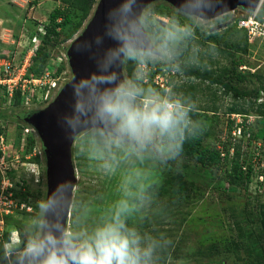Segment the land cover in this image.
<instances>
[{
    "label": "rangeland",
    "instance_id": "374dc122",
    "mask_svg": "<svg viewBox=\"0 0 264 264\" xmlns=\"http://www.w3.org/2000/svg\"><path fill=\"white\" fill-rule=\"evenodd\" d=\"M98 3L79 32L68 43L52 50V58L56 59L52 65L61 61L64 67L44 103L36 104L29 97L15 105L0 90V264H21L27 242L43 237L46 208H41L39 201L47 205V163L40 135L27 119L47 109L71 82L72 68L66 52L82 36ZM58 4V0H25L18 4L0 0V70L1 61L8 59L14 70L21 73L16 77L20 85L22 73L26 75L32 64L31 40L37 32L36 25L46 24ZM246 13L249 11L237 7L214 18H202L185 13L168 1H152L142 10L139 21L155 52L127 50L118 88L126 92L131 84L125 72L126 62L131 60L134 74L147 85L149 97L175 100L194 93V106H215V114L208 113L206 119L194 123L204 128L202 145L221 152L220 142L231 140L234 134L242 139L246 154L243 158L250 160L253 169L247 189L230 187L221 178L220 169L187 163L176 156L159 130L137 140L121 132L119 119L108 116L117 133L94 127L78 133L73 140L71 165L75 183L65 231L78 239H86L98 226L110 222L123 202L127 203L128 211L122 213V219L139 237L141 249L152 250L153 240L172 246L173 250L179 244V258L169 255L165 264H219V261H222L220 264H245L243 250L234 252L231 247L226 248L242 233H260L259 225L251 220L255 203L264 200V139L247 145V135L240 137L238 130L231 133L230 124L233 127L241 122V117L225 113L234 101L233 92L224 94L220 90L215 95L214 88L208 90L199 81L188 78L171 53H181L189 64L207 65L214 70L231 68V59L224 53L227 50H221L222 41L242 38V34L234 32L235 22ZM78 16L77 12H71L73 23ZM187 29L194 31L193 37H189ZM204 32L215 34L216 38L205 39ZM161 37L170 51L159 45L157 38ZM196 40L203 43L197 44ZM257 44L248 49L245 58L249 60L250 70H257L256 75L264 78L261 42ZM39 77L33 75V79ZM259 85L260 80L254 75L236 83L237 91L246 96H252ZM173 86L179 90L174 92ZM260 96L258 101L264 100ZM126 99L133 107H144L145 98ZM249 116L248 131L257 132L259 119ZM184 121L183 136L184 128L190 131L189 126L193 124L189 113ZM29 134L36 140L31 154L25 148ZM35 155L40 164L33 162ZM171 173L189 184L188 194L166 183ZM14 237L18 243L13 242ZM23 260L27 264V257Z\"/></svg>",
    "mask_w": 264,
    "mask_h": 264
},
{
    "label": "trees",
    "instance_id": "16d2710c",
    "mask_svg": "<svg viewBox=\"0 0 264 264\" xmlns=\"http://www.w3.org/2000/svg\"><path fill=\"white\" fill-rule=\"evenodd\" d=\"M37 1V0H35ZM58 6L53 10L49 15L48 22L46 24H37L36 31L40 25H43L45 28V34L41 36L39 46L35 51L34 56L32 57V64L27 70V76L35 75L41 76L45 70L53 69L55 71L54 76L59 75L64 65L60 62L52 65L53 61L56 59L52 58V50L56 47L61 46L64 43H68L81 29L84 22L89 18L93 7L98 3L97 0H58ZM17 11V10H16ZM77 12L79 14L78 20L73 23L71 12ZM258 19L264 18V1L260 6L257 15ZM189 37H193V32L190 29H187ZM234 32L242 34L240 40L227 39L222 41V49H226V53L231 59V68L224 67L221 70H214L209 68L207 65L201 64H189L186 62V57L179 52L171 53L174 60L179 62V67L183 70V73L191 79L199 81L201 86L206 87L208 90L214 88V94L216 91H222L224 94L232 93L234 101L226 109V114L239 116L241 117V122L235 124V126H229L231 133L239 131L240 137L248 136L247 145H250L252 142L264 139V100L258 101L261 99V94L264 96V78L261 75H256L257 70L254 72L251 71H240L239 67L244 65L247 68H250L248 64L249 60L245 58L250 47H256L257 42L253 46H250L247 42L246 34L244 30H240L236 27ZM197 33V30L195 31ZM205 33V39L213 40L216 38L215 34ZM36 34V33H35ZM155 36L154 33H152ZM159 45L168 50V45L165 42L164 38H157ZM198 43H203L199 40H196ZM261 52L263 53L264 42L260 45ZM230 50V51H229ZM170 51V49L168 50ZM242 56L238 55L239 53ZM55 56V55H54ZM125 72L130 80V86L125 90L126 92L133 93L135 98H148L149 92L146 84H142V79L138 78L134 74V64L131 60H128L125 64ZM256 76L260 80V85L255 89V92L252 96H246L245 93H239L237 91L236 83L243 81L245 77ZM153 85V84H151ZM190 87H193L192 83ZM153 87H155L153 85ZM177 86H173V91H178ZM5 95V94H4ZM196 99L195 94L190 93L184 98H178L175 100L168 99L169 101H179L188 111L189 118L192 120L193 124H190L189 130L187 127L184 128V144L179 157L183 158L187 163L193 162L200 165L201 167H213L220 169L222 172L221 178L225 183L230 187H240L244 190L247 189L250 184L252 166L250 160L247 162L246 158H243L245 151L243 149V140L237 139L235 135L232 136L231 140H225L220 142L221 152L218 150H209L202 145V132L204 128L202 126H197L194 123L197 121H203L206 119L208 113L215 114L217 108L215 106L209 107H196L193 105V101ZM21 97L19 92L14 93L13 104H20ZM253 116L258 117L257 125L259 130L257 132L248 131L246 125L247 120ZM200 121V122H201ZM181 123L178 129L163 133L161 138L170 144L173 151L176 153V144L181 139L182 124ZM183 133V132H182ZM26 153L31 154L32 149L36 143L34 137L29 134L26 136ZM33 162L40 164L38 155H35ZM167 184L176 185L175 189L179 191L189 193L190 189L189 184H184L177 176L173 173L170 174ZM172 187V186H171ZM167 192L166 190H164ZM39 194H37L38 196ZM255 215L251 220L252 223H256L260 227V233H253L251 231L242 233L236 240H232L226 249L231 247V251L239 252L243 250L244 253V263L245 264H264V200H257L254 205ZM234 224H237L235 222ZM254 236V237H253ZM152 250L150 257L147 259V264H165L169 255L173 259H178L180 254V246L177 244L176 248L173 250L172 246L167 247L164 244H161L159 241H152ZM211 250V249H210ZM205 255V254H204ZM208 255V254H206ZM222 261H219V264Z\"/></svg>",
    "mask_w": 264,
    "mask_h": 264
},
{
    "label": "water",
    "instance_id": "95a60500",
    "mask_svg": "<svg viewBox=\"0 0 264 264\" xmlns=\"http://www.w3.org/2000/svg\"><path fill=\"white\" fill-rule=\"evenodd\" d=\"M155 0H100L92 20L67 50L72 80L45 110L27 122L40 135L47 163V207L44 233L57 236L66 229L75 177L71 146L75 136L99 127L117 133L108 115L98 111L101 98L115 93L120 82L124 53L129 49L155 52L140 25L142 10ZM185 13L214 18L237 7L255 11L263 0H165ZM88 109L83 116L77 101Z\"/></svg>",
    "mask_w": 264,
    "mask_h": 264
},
{
    "label": "clouds",
    "instance_id": "9594fccd",
    "mask_svg": "<svg viewBox=\"0 0 264 264\" xmlns=\"http://www.w3.org/2000/svg\"><path fill=\"white\" fill-rule=\"evenodd\" d=\"M126 97L133 93L117 88L112 95L101 98L98 111L112 119H119L121 132L140 140L147 138L154 130L161 134L179 128L190 109L179 101L160 98H145L144 107H133ZM83 116L88 109L77 101L76 109ZM184 144L183 133L176 144V156ZM41 208L47 205L39 201ZM128 211L123 203L110 222L98 226L86 239H78L69 231L57 236L52 231L43 237L30 239L23 250L21 264L27 257V264H147L151 249H141L140 239L134 231L128 229L122 219V213ZM14 243L19 241L14 237Z\"/></svg>",
    "mask_w": 264,
    "mask_h": 264
},
{
    "label": "built area",
    "instance_id": "2783aa9c",
    "mask_svg": "<svg viewBox=\"0 0 264 264\" xmlns=\"http://www.w3.org/2000/svg\"><path fill=\"white\" fill-rule=\"evenodd\" d=\"M259 8H257V10H255L254 12L249 11V13L242 15L235 22L236 27L238 29L245 31L247 42L250 45H252L254 41L257 43L259 41L261 42V44L262 42H264V18L261 20L258 19L257 15ZM44 34H45V28L43 25H40L37 29L36 34L33 36L31 40L32 53L30 54V57L34 56L35 51L39 46L40 38ZM263 56H264V49H263ZM1 63L2 64L0 70V90H2L3 94H5V96H7L11 100L14 98V93L17 91L20 93L21 101L23 98L27 99L30 97V100L33 101L34 103L42 104L46 101V97H47L46 94L49 93L51 89H54L56 87L57 85L56 82H58V79L62 75L60 73L55 77L54 76L55 71H53V69L45 70L41 74V76L37 79H33V75H29L28 77L27 74L24 75L22 73L23 78L22 77L21 78L23 79L22 80L23 84L20 85L19 81L18 83L16 82V77L17 75H19L20 72L15 71L12 65L10 64L9 60L6 58H4L1 61ZM239 70L242 72L244 71L253 72L252 70H250V68H247L244 65L240 66ZM159 86L161 88H164L165 85L161 84ZM166 90H168V88H166Z\"/></svg>",
    "mask_w": 264,
    "mask_h": 264
},
{
    "label": "crops",
    "instance_id": "0c3cea01",
    "mask_svg": "<svg viewBox=\"0 0 264 264\" xmlns=\"http://www.w3.org/2000/svg\"><path fill=\"white\" fill-rule=\"evenodd\" d=\"M10 1H14L16 4H18V2H22V1H25V0H10ZM1 4L3 5V4H5L4 2L2 3V1H1ZM4 6V5H3ZM18 11V10H17Z\"/></svg>",
    "mask_w": 264,
    "mask_h": 264
}]
</instances>
